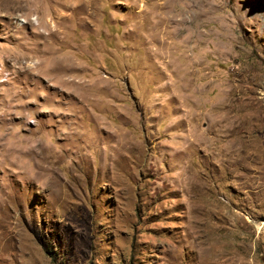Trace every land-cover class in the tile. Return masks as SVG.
Returning a JSON list of instances; mask_svg holds the SVG:
<instances>
[{"label":"rangeland","instance_id":"obj_1","mask_svg":"<svg viewBox=\"0 0 264 264\" xmlns=\"http://www.w3.org/2000/svg\"><path fill=\"white\" fill-rule=\"evenodd\" d=\"M13 1L0 264H264V0Z\"/></svg>","mask_w":264,"mask_h":264},{"label":"crops","instance_id":"obj_2","mask_svg":"<svg viewBox=\"0 0 264 264\" xmlns=\"http://www.w3.org/2000/svg\"><path fill=\"white\" fill-rule=\"evenodd\" d=\"M256 166L255 168L252 166V164L250 163V160L247 158V162H246V175H251L252 172H255L256 175V180L258 181L256 186H258L259 189H261L263 191L264 188V146H263V151L261 153V158L259 159L258 162H256ZM256 190V187H255ZM261 192H259L258 190H256L255 195L257 197H259ZM262 197H263V201L257 204V208L259 209V211H263L264 212V191L262 193Z\"/></svg>","mask_w":264,"mask_h":264},{"label":"bare ground","instance_id":"obj_3","mask_svg":"<svg viewBox=\"0 0 264 264\" xmlns=\"http://www.w3.org/2000/svg\"><path fill=\"white\" fill-rule=\"evenodd\" d=\"M13 3L15 5V7L18 8V9H21L22 7H24V5L21 2H18L17 0H14ZM33 4L34 3H27V10L28 11L25 13V15L29 19L30 13L32 11H34L35 13H34V16H33L32 20L37 23L36 25L41 26V24L43 23V20H44V16L41 14V11L38 8V6H35L34 9H31L32 8L31 5H33ZM44 24H45V26H48L49 22L47 21V23H44Z\"/></svg>","mask_w":264,"mask_h":264}]
</instances>
